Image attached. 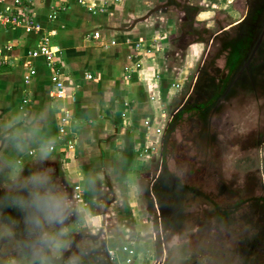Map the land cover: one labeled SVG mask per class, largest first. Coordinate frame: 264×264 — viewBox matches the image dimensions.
<instances>
[{
	"label": "crops",
	"instance_id": "obj_1",
	"mask_svg": "<svg viewBox=\"0 0 264 264\" xmlns=\"http://www.w3.org/2000/svg\"><path fill=\"white\" fill-rule=\"evenodd\" d=\"M13 1L1 0L0 7ZM80 1L34 0L31 10L41 32L0 30L5 60L0 64V164L18 154L16 130L38 125L40 135L53 141L50 159L44 163L59 165L68 191L92 209L91 235H100L96 243L100 247L94 246L91 264H122L124 247L136 251L133 264H150L146 243L153 235L144 216L141 185L164 140L167 105L173 97L151 13L155 0ZM92 3L98 8L92 9ZM45 33L61 51L66 98L53 96L52 70L46 61L29 57ZM26 64L36 70L29 81ZM65 108L72 117L67 131L76 142L74 152H67L61 139ZM25 159L27 171L31 161ZM89 178L93 184L87 183ZM154 185L150 183L149 191Z\"/></svg>",
	"mask_w": 264,
	"mask_h": 264
},
{
	"label": "rangeland",
	"instance_id": "obj_2",
	"mask_svg": "<svg viewBox=\"0 0 264 264\" xmlns=\"http://www.w3.org/2000/svg\"><path fill=\"white\" fill-rule=\"evenodd\" d=\"M234 1L155 0L151 7L164 71L173 83L164 134L167 128L173 132L164 151L163 140L159 143L141 185L153 235L146 243L150 264H264V108L246 100L218 106L213 98L218 69L202 67L213 48L203 41L239 20ZM212 114L217 116L210 121ZM45 165L66 184L59 165ZM150 183L159 193L155 209ZM166 205L170 218L157 220ZM98 237L91 235L97 249Z\"/></svg>",
	"mask_w": 264,
	"mask_h": 264
},
{
	"label": "clouds",
	"instance_id": "obj_3",
	"mask_svg": "<svg viewBox=\"0 0 264 264\" xmlns=\"http://www.w3.org/2000/svg\"><path fill=\"white\" fill-rule=\"evenodd\" d=\"M37 128L17 129L18 154L0 164V264H91L92 209L45 165L53 141Z\"/></svg>",
	"mask_w": 264,
	"mask_h": 264
},
{
	"label": "flooded vegetation",
	"instance_id": "obj_4",
	"mask_svg": "<svg viewBox=\"0 0 264 264\" xmlns=\"http://www.w3.org/2000/svg\"><path fill=\"white\" fill-rule=\"evenodd\" d=\"M235 1L234 9L239 16L235 19L239 20L233 26L219 30L214 36L210 35L208 41H203L205 44L211 43L213 48L207 51L202 67L209 64L218 69L219 76L214 77L217 90L213 96L217 102L219 101L218 106L226 101L246 100L258 101V105L263 109L264 0ZM238 6L240 7L238 8ZM214 111L215 113L219 112V109L214 108ZM216 116V114H212L210 121H213ZM178 119L180 116L175 118V125L178 124ZM172 132L173 128H167L165 131L162 151L165 150V144L170 141ZM152 191L154 196L159 197L156 184ZM154 198L151 199L153 206L156 202L153 200ZM170 205L163 207L159 218L156 216L157 220L165 221L170 218L168 213L171 210ZM155 208L156 206H154ZM157 220L155 222L158 223ZM154 227L158 230L157 224Z\"/></svg>",
	"mask_w": 264,
	"mask_h": 264
},
{
	"label": "built area",
	"instance_id": "obj_5",
	"mask_svg": "<svg viewBox=\"0 0 264 264\" xmlns=\"http://www.w3.org/2000/svg\"><path fill=\"white\" fill-rule=\"evenodd\" d=\"M34 0H14L11 6L1 8L0 7V30H5L8 28H19L24 30L26 34L39 33L42 31L41 25L37 22L36 16L31 10ZM1 2V0H0ZM81 3H85V0H81ZM92 9H97L98 5L96 3L90 4ZM55 18V16H51ZM95 37H99L96 34ZM139 49V45L137 46ZM31 59L42 58L46 61L48 66L52 70V83L54 85L53 96L58 99L66 98L65 89V78L63 74V64L60 60L61 51L52 45V35L50 33H45L42 35L40 45L37 50L29 54ZM5 62L3 53L0 52V64ZM28 66V74L26 80H32L36 75V70L31 66V64H26ZM140 68V65H138ZM72 117L68 109H63V115L61 118L60 134L61 139L65 141L67 146V152H74L76 148V142L74 139L68 138L67 126L69 122L71 123ZM162 131L158 130V133ZM154 150V149H151ZM148 152V151H146ZM147 154V153H146ZM79 189V188H77ZM123 253L125 255L122 264H133V260L136 255V251L130 247H124ZM111 257L114 259L116 254L111 252Z\"/></svg>",
	"mask_w": 264,
	"mask_h": 264
}]
</instances>
